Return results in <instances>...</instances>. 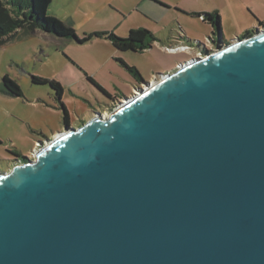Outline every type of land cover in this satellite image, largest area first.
Returning a JSON list of instances; mask_svg holds the SVG:
<instances>
[{
  "label": "water",
  "instance_id": "obj_1",
  "mask_svg": "<svg viewBox=\"0 0 264 264\" xmlns=\"http://www.w3.org/2000/svg\"><path fill=\"white\" fill-rule=\"evenodd\" d=\"M217 29L0 172V264H264V29Z\"/></svg>",
  "mask_w": 264,
  "mask_h": 264
},
{
  "label": "rangeland",
  "instance_id": "obj_2",
  "mask_svg": "<svg viewBox=\"0 0 264 264\" xmlns=\"http://www.w3.org/2000/svg\"><path fill=\"white\" fill-rule=\"evenodd\" d=\"M218 1L225 44L245 31L264 29V4L252 12L246 8L241 11V5L234 0ZM48 2L47 15L55 18L66 33L35 31L0 47V82L7 75L22 91V97L0 93V172L33 161L36 143L62 132L61 103L69 113L70 127L76 129L96 113L107 117L112 110L109 105L115 109L121 100L135 97L144 82L153 83L160 74L173 72L180 64L215 50L211 23L190 15L203 12L216 16L214 0ZM138 28L148 30L157 39L151 49L141 54L119 52L104 36L113 32L125 38L130 30ZM89 36L92 37L86 43L76 42ZM120 62L134 67L144 82L135 83ZM85 75L119 101L110 104V99L88 82ZM31 77L66 86L61 102L49 86L33 84Z\"/></svg>",
  "mask_w": 264,
  "mask_h": 264
},
{
  "label": "trees",
  "instance_id": "obj_3",
  "mask_svg": "<svg viewBox=\"0 0 264 264\" xmlns=\"http://www.w3.org/2000/svg\"><path fill=\"white\" fill-rule=\"evenodd\" d=\"M48 3V0H0V47L11 41L19 40L22 37L31 35L35 31L50 32L53 34H55V32H65L63 26L57 22L55 18L47 15ZM190 15L197 19H202V22H210L213 29L211 34L213 37L215 36V33L218 31L217 28L220 27L219 16L217 14L216 16L206 13H192ZM251 35H253L252 31H245L237 39L247 38ZM104 36L115 50L119 52H132L139 54L151 49L153 44L157 41L153 34L143 28L130 30L125 38L117 37L113 32L105 34ZM91 37L92 36H89L87 39L79 41L76 40V42L83 44L89 41ZM221 41L222 44H225L223 42V38H221ZM120 65L127 71L128 74H130L131 78L136 83L144 82L141 75L134 67L127 66L122 62H120ZM85 78L106 98L110 99V104L119 101L115 97L113 98L110 94H108L91 77L85 75ZM31 81L36 85L49 86L51 90L54 91L56 99L61 102L60 99L63 94V88L58 82L39 77H31ZM0 93L10 97H22V91L17 82L12 80L7 75L3 76L1 79ZM113 99L116 100L113 101ZM109 106V109L111 108L114 110L111 105ZM61 111L63 115V125L70 126L69 113L62 103ZM12 153L15 154V152ZM15 155L17 156V154ZM22 159L24 161L26 158Z\"/></svg>",
  "mask_w": 264,
  "mask_h": 264
},
{
  "label": "crops",
  "instance_id": "obj_4",
  "mask_svg": "<svg viewBox=\"0 0 264 264\" xmlns=\"http://www.w3.org/2000/svg\"><path fill=\"white\" fill-rule=\"evenodd\" d=\"M234 2L235 3H237L239 6L241 5V11L243 10V9H250V10H252V12H254V11H258L262 6H263V4H264V0H252V2H251V0H234ZM213 4L215 5V7L213 8L214 9V11L216 12V14L219 16V21L221 22V19H222V10H221V6H220V4H219V1L218 0H214V2H213ZM245 11V10H244ZM192 13H203V12H191V14ZM258 18H259V16L258 15H256ZM252 18L255 20V21H257L256 20V18H254L253 16H252ZM252 19V20H253ZM260 19V18H259ZM258 24H260V25H262V22H258ZM209 29H210V35L212 36V27H211V25H209ZM214 38L216 39V35L214 36ZM170 72V71H169ZM133 80V79H132ZM134 81V80H133ZM135 82V81H134ZM136 83V82H135ZM61 86H62V88H63V90L64 89H66L65 87L66 86H64L63 84H61V83H59ZM63 131V130H62Z\"/></svg>",
  "mask_w": 264,
  "mask_h": 264
},
{
  "label": "built area",
  "instance_id": "obj_5",
  "mask_svg": "<svg viewBox=\"0 0 264 264\" xmlns=\"http://www.w3.org/2000/svg\"><path fill=\"white\" fill-rule=\"evenodd\" d=\"M200 57H201V56H200ZM200 57H198V58H200ZM150 83H151V82H150ZM145 89H146V88H145V86H144V87H142L141 90H145ZM135 94H136V96H137V95H138V91L135 92ZM121 102H122V103H125V101H122V100H121ZM119 104H120V103H119ZM119 104H118V106H119ZM118 106H117V107H118ZM115 108H116V107H115ZM38 148H39V145H38V143H36V148H35V150L37 151ZM36 151H35V152H36ZM35 152H34V154H35Z\"/></svg>",
  "mask_w": 264,
  "mask_h": 264
},
{
  "label": "bare ground",
  "instance_id": "obj_6",
  "mask_svg": "<svg viewBox=\"0 0 264 264\" xmlns=\"http://www.w3.org/2000/svg\"><path fill=\"white\" fill-rule=\"evenodd\" d=\"M176 49H178V48H176Z\"/></svg>",
  "mask_w": 264,
  "mask_h": 264
}]
</instances>
